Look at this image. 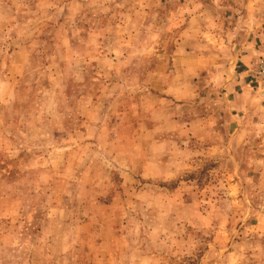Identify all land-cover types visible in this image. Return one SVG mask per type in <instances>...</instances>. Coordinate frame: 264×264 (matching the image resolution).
<instances>
[{"label": "rangeland", "instance_id": "obj_1", "mask_svg": "<svg viewBox=\"0 0 264 264\" xmlns=\"http://www.w3.org/2000/svg\"><path fill=\"white\" fill-rule=\"evenodd\" d=\"M264 0H0V264H264Z\"/></svg>", "mask_w": 264, "mask_h": 264}, {"label": "built area", "instance_id": "obj_2", "mask_svg": "<svg viewBox=\"0 0 264 264\" xmlns=\"http://www.w3.org/2000/svg\"><path fill=\"white\" fill-rule=\"evenodd\" d=\"M262 71L264 72V68H262Z\"/></svg>", "mask_w": 264, "mask_h": 264}]
</instances>
